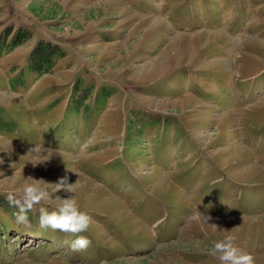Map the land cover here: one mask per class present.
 I'll list each match as a JSON object with an SVG mask.
<instances>
[{
    "label": "rangeland",
    "instance_id": "rangeland-1",
    "mask_svg": "<svg viewBox=\"0 0 264 264\" xmlns=\"http://www.w3.org/2000/svg\"><path fill=\"white\" fill-rule=\"evenodd\" d=\"M0 161V264H219L225 236L264 264V0H0ZM29 177L76 184L25 227ZM56 196L85 250L40 227Z\"/></svg>",
    "mask_w": 264,
    "mask_h": 264
},
{
    "label": "clouds",
    "instance_id": "clouds-1",
    "mask_svg": "<svg viewBox=\"0 0 264 264\" xmlns=\"http://www.w3.org/2000/svg\"><path fill=\"white\" fill-rule=\"evenodd\" d=\"M29 180L30 183H28ZM75 184H69L67 177L60 178L55 184H47L43 180L31 177L26 179L17 192L9 193L7 197L9 203L18 209L14 213L17 223L30 227L28 213L36 205L41 204L42 201L53 199L52 195L60 190L72 193ZM45 185H54L53 191L50 193ZM54 199L58 202V206L54 210L49 211L46 207L39 208L40 227L75 235L76 239L71 242L72 250H85L91 241L86 236L79 234L88 230L92 222L90 215L80 210L79 203L73 196L69 198L56 196ZM212 226L217 229L215 225ZM208 253L216 257L219 264H255L254 257L234 243L233 236H225L223 239L213 242Z\"/></svg>",
    "mask_w": 264,
    "mask_h": 264
},
{
    "label": "trees",
    "instance_id": "trees-1",
    "mask_svg": "<svg viewBox=\"0 0 264 264\" xmlns=\"http://www.w3.org/2000/svg\"><path fill=\"white\" fill-rule=\"evenodd\" d=\"M21 34L22 32H19L16 36H14L15 38L11 40L10 45L12 48H16L24 40V37L22 39L20 38L19 35ZM24 35H26L25 36V39H26L28 34L25 33ZM33 53L38 55L37 59L40 64L42 63L48 64L50 62L51 57H53L54 54H56L57 52L54 49L46 51V47H43V46H41V49H40V44H38V46H36V48L34 49ZM59 57H61V55Z\"/></svg>",
    "mask_w": 264,
    "mask_h": 264
}]
</instances>
